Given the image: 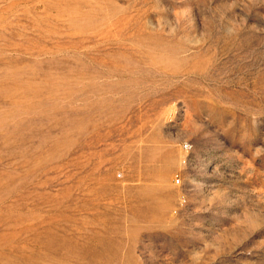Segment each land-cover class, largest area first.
Listing matches in <instances>:
<instances>
[{"label":"rangeland","instance_id":"1","mask_svg":"<svg viewBox=\"0 0 264 264\" xmlns=\"http://www.w3.org/2000/svg\"><path fill=\"white\" fill-rule=\"evenodd\" d=\"M0 264H264V0H0Z\"/></svg>","mask_w":264,"mask_h":264},{"label":"built area","instance_id":"2","mask_svg":"<svg viewBox=\"0 0 264 264\" xmlns=\"http://www.w3.org/2000/svg\"><path fill=\"white\" fill-rule=\"evenodd\" d=\"M175 182L176 183H179V179L177 177L175 178Z\"/></svg>","mask_w":264,"mask_h":264}]
</instances>
